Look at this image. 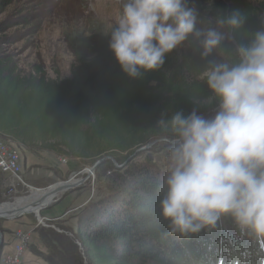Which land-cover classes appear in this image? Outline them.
Here are the masks:
<instances>
[{
  "label": "trees",
  "instance_id": "16d2710c",
  "mask_svg": "<svg viewBox=\"0 0 264 264\" xmlns=\"http://www.w3.org/2000/svg\"><path fill=\"white\" fill-rule=\"evenodd\" d=\"M193 4L199 11L198 28L241 10L247 15L244 29L232 33L227 47L208 58H202L199 42L189 37L167 55L162 68L141 79L122 71L109 47L110 30L95 23L68 38L74 56L69 79L49 80L40 71L25 75L0 55V137L90 163L126 159L161 137L173 140L172 114L218 108L206 83L208 59L235 60L234 44L248 43L252 33L264 29V0ZM142 183L148 190L144 201L137 198L116 212L110 211L112 200L109 211L96 212L89 232L80 231L78 240L90 264H264V239L242 231L230 216L213 229L165 242L174 236L162 234L167 231L159 209L162 186Z\"/></svg>",
  "mask_w": 264,
  "mask_h": 264
},
{
  "label": "clouds",
  "instance_id": "9594fccd",
  "mask_svg": "<svg viewBox=\"0 0 264 264\" xmlns=\"http://www.w3.org/2000/svg\"><path fill=\"white\" fill-rule=\"evenodd\" d=\"M119 3L109 47L133 79L162 68L189 37L199 42L202 58L211 57L247 21L244 11L234 10L198 28L193 0ZM251 35L231 48L235 60L208 59L206 83L218 101L214 117L178 111L168 122L173 140L159 201L166 237L198 234L230 216L242 231L264 239V29Z\"/></svg>",
  "mask_w": 264,
  "mask_h": 264
},
{
  "label": "rangeland",
  "instance_id": "374dc122",
  "mask_svg": "<svg viewBox=\"0 0 264 264\" xmlns=\"http://www.w3.org/2000/svg\"><path fill=\"white\" fill-rule=\"evenodd\" d=\"M120 16L119 0H0V55L25 75L40 71L49 80H66L71 78L74 64L68 38L83 33L91 23L111 30ZM217 111L206 108L199 114L212 118ZM0 138L21 147L25 180L18 186L10 175L0 172V208L26 202L34 193L38 195V189L70 181L73 176L75 181L86 179L79 187L55 196L39 214L22 216V223L15 224L10 237L11 232L3 231L2 225L13 220L1 219L0 231L5 236L0 264L13 252L18 231L31 236L24 255L29 264H90L78 240L80 231L89 232L96 212L109 211L112 200L115 203L110 211L117 208L116 212L124 211V206L137 198L144 201L148 190L141 185L143 181H157L163 187L172 144L166 137L158 138L126 159L111 157L87 176L96 163L28 149ZM15 187H19L18 192H11ZM177 236L165 242L174 243Z\"/></svg>",
  "mask_w": 264,
  "mask_h": 264
},
{
  "label": "built area",
  "instance_id": "2783aa9c",
  "mask_svg": "<svg viewBox=\"0 0 264 264\" xmlns=\"http://www.w3.org/2000/svg\"><path fill=\"white\" fill-rule=\"evenodd\" d=\"M23 154L19 147H14L12 143H7L0 138V172L10 175L14 182H18V186L24 183L23 172ZM63 163H67L66 160H62ZM19 187L11 192L17 193ZM16 245L11 254L7 255L4 260V264H22L25 251L31 242V236L24 231H18L15 236Z\"/></svg>",
  "mask_w": 264,
  "mask_h": 264
},
{
  "label": "bare ground",
  "instance_id": "6f19581e",
  "mask_svg": "<svg viewBox=\"0 0 264 264\" xmlns=\"http://www.w3.org/2000/svg\"><path fill=\"white\" fill-rule=\"evenodd\" d=\"M91 174H93V172H91V169H90V171L88 172L87 176H91ZM76 182L77 181L71 179L70 181H68V186H72ZM62 184L63 183L51 186L50 188H47L45 190H39L38 189L37 190V191H39L37 193L38 195H36V193H34V195L32 196L33 198L27 199L28 201L22 202V203H17L16 205H13V206H11L10 208H7V209L0 208V215L11 217V216L16 215L22 209L30 210V213L33 212V213H38L39 214L40 210L44 206H46V204H49L55 198V196H58L60 194V193L57 192V190L60 188L58 186L62 185ZM41 200H46L44 202L45 204L43 206H41V207L34 208L33 206H35V204H38ZM23 201H25V200H23Z\"/></svg>",
  "mask_w": 264,
  "mask_h": 264
},
{
  "label": "water",
  "instance_id": "95a60500",
  "mask_svg": "<svg viewBox=\"0 0 264 264\" xmlns=\"http://www.w3.org/2000/svg\"><path fill=\"white\" fill-rule=\"evenodd\" d=\"M111 157H106L105 159L99 160L92 168H91V172L96 171L97 167L100 166L101 164H103L104 162L110 160ZM71 179H75V176H73ZM86 181V179H78V181L73 184L72 186H68V181L64 182L62 185H59L58 187H60L57 192L61 193V192H67L68 190L74 189L79 187L81 184H83ZM60 184V183H59ZM66 185V186H65ZM45 199V198H44ZM18 201V200H17ZM46 200H41L38 204H35V206H33L34 208H38L43 206ZM17 203V202H16ZM3 206V205H2ZM30 210H24L22 209L21 211H19L16 215L11 216V217H7V216H3L0 215V220L1 219H8V220H16L17 218H20L26 214H29ZM3 241H4V235L3 233L0 231V258H1V250H2V246H3Z\"/></svg>",
  "mask_w": 264,
  "mask_h": 264
},
{
  "label": "crops",
  "instance_id": "0c3cea01",
  "mask_svg": "<svg viewBox=\"0 0 264 264\" xmlns=\"http://www.w3.org/2000/svg\"><path fill=\"white\" fill-rule=\"evenodd\" d=\"M26 176V175H25ZM22 218L20 217V218H17L16 220H13V221H6L3 225H2V229H3V231H5V232H11V234H9V237L12 235V232H13V229H14V227H15V224L16 223H22L21 221L23 220H21ZM4 236H5V234H4ZM22 264H29V262L27 261V259H23V263Z\"/></svg>",
  "mask_w": 264,
  "mask_h": 264
}]
</instances>
